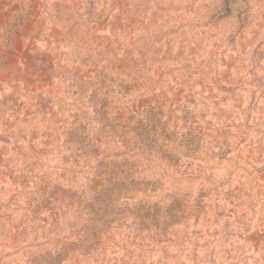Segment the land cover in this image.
Here are the masks:
<instances>
[{
  "label": "rangeland",
  "instance_id": "obj_1",
  "mask_svg": "<svg viewBox=\"0 0 264 264\" xmlns=\"http://www.w3.org/2000/svg\"><path fill=\"white\" fill-rule=\"evenodd\" d=\"M0 264H264V0H0Z\"/></svg>",
  "mask_w": 264,
  "mask_h": 264
}]
</instances>
